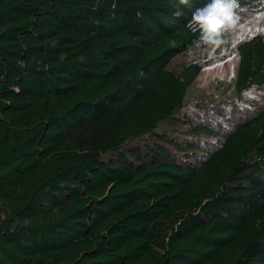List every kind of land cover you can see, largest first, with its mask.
Instances as JSON below:
<instances>
[{
    "label": "trees",
    "instance_id": "obj_1",
    "mask_svg": "<svg viewBox=\"0 0 264 264\" xmlns=\"http://www.w3.org/2000/svg\"><path fill=\"white\" fill-rule=\"evenodd\" d=\"M0 264H264V0H0Z\"/></svg>",
    "mask_w": 264,
    "mask_h": 264
},
{
    "label": "rangeland",
    "instance_id": "obj_2",
    "mask_svg": "<svg viewBox=\"0 0 264 264\" xmlns=\"http://www.w3.org/2000/svg\"><path fill=\"white\" fill-rule=\"evenodd\" d=\"M241 22V20H238V24L230 29V35H227V38L231 40L230 43L239 40L242 36V33H244V31L241 30L243 27L241 28V26H239ZM222 41V43H225L224 39ZM209 44L211 45V47L214 44L216 45L211 51L212 54L209 58L211 59V61L204 66V71L200 79L196 83L194 94L198 93L199 90H206L210 85L213 84L214 81H228L229 77L233 74V71L235 69L234 56H228V52L223 53L218 51L219 41H212ZM180 60L186 61L187 57Z\"/></svg>",
    "mask_w": 264,
    "mask_h": 264
}]
</instances>
